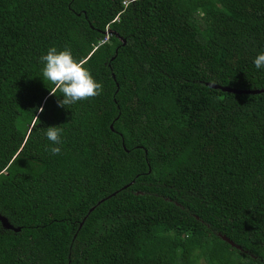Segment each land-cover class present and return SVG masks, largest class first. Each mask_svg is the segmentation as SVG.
I'll return each instance as SVG.
<instances>
[{
	"label": "trees",
	"instance_id": "16d2710c",
	"mask_svg": "<svg viewBox=\"0 0 264 264\" xmlns=\"http://www.w3.org/2000/svg\"><path fill=\"white\" fill-rule=\"evenodd\" d=\"M52 46L102 93L58 106ZM262 52L264 0H0V264H264V93L206 85Z\"/></svg>",
	"mask_w": 264,
	"mask_h": 264
},
{
	"label": "clouds",
	"instance_id": "9594fccd",
	"mask_svg": "<svg viewBox=\"0 0 264 264\" xmlns=\"http://www.w3.org/2000/svg\"><path fill=\"white\" fill-rule=\"evenodd\" d=\"M43 65L41 72L44 81H48L59 91L63 99L58 100V106L68 107L82 100H90L99 96L103 91L102 82L97 81L90 68L82 60L74 57L72 49L65 47L58 50L55 46L49 47L47 53L40 57ZM257 69L264 68V52L258 54L254 61ZM52 94L55 95L54 92ZM43 111V109H40ZM63 128L50 126L46 128V137L52 142V147L46 148L53 155H59L62 144Z\"/></svg>",
	"mask_w": 264,
	"mask_h": 264
},
{
	"label": "water",
	"instance_id": "95a60500",
	"mask_svg": "<svg viewBox=\"0 0 264 264\" xmlns=\"http://www.w3.org/2000/svg\"><path fill=\"white\" fill-rule=\"evenodd\" d=\"M106 35H111L112 31H106L105 32ZM122 42V45H125L126 41L124 39H120ZM117 53V52H115ZM206 85L209 88H212L214 90H220L222 92L225 93H230V94H237V95H257V94H262L264 93V89H254V90H248V89H236V88H232L229 86H222L219 84H211V83H206ZM110 129L113 131V127L112 125L110 126ZM130 185V184H129ZM129 185L124 186L122 189H126ZM116 194V192H114L113 194L109 195L107 198L101 199L95 206H93L88 213H91L97 206H99L101 203H103L106 199H108L109 197H112ZM84 219L82 220V222L80 223L79 227L82 226ZM0 224L2 226V228L4 230H9V231H13V232H19L20 228H15L8 220L7 217H5L4 215L0 214ZM218 236L226 243H228L230 246L240 249L239 246L235 245L232 241H230L226 236L218 234Z\"/></svg>",
	"mask_w": 264,
	"mask_h": 264
},
{
	"label": "rangeland",
	"instance_id": "374dc122",
	"mask_svg": "<svg viewBox=\"0 0 264 264\" xmlns=\"http://www.w3.org/2000/svg\"><path fill=\"white\" fill-rule=\"evenodd\" d=\"M200 264H204L203 262H201Z\"/></svg>",
	"mask_w": 264,
	"mask_h": 264
}]
</instances>
